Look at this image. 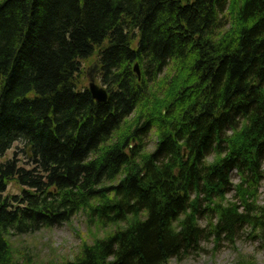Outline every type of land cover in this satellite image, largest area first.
<instances>
[{
  "label": "trees",
  "instance_id": "obj_1",
  "mask_svg": "<svg viewBox=\"0 0 264 264\" xmlns=\"http://www.w3.org/2000/svg\"><path fill=\"white\" fill-rule=\"evenodd\" d=\"M17 141L31 167L0 164V264L33 262L12 231L78 214L116 229L64 264H169L246 227L264 248V0H0V157Z\"/></svg>",
  "mask_w": 264,
  "mask_h": 264
},
{
  "label": "rangeland",
  "instance_id": "obj_2",
  "mask_svg": "<svg viewBox=\"0 0 264 264\" xmlns=\"http://www.w3.org/2000/svg\"><path fill=\"white\" fill-rule=\"evenodd\" d=\"M95 59L93 58L89 63H83V68L87 70L96 61ZM97 82L101 87L103 86L98 75ZM88 85L89 81L86 83L87 87ZM103 88L105 87L103 86ZM231 134L232 132L228 133V136L230 137ZM148 139L150 140L146 152L152 153L157 146V134L153 132ZM28 150L24 142H17L6 156L0 158V164L17 157L21 161V165L28 168L31 163L26 156ZM216 160V156H209L206 162L209 164L214 163ZM262 162V173H264V158ZM230 179L231 187L229 193L224 195L223 203H236L241 206L236 189L240 186L241 180L236 171L232 172ZM21 192L22 187L20 185L10 183L8 192L5 195H20ZM252 200H256V197ZM258 205L264 206V181L259 190ZM199 221L202 227L207 225L204 214L200 216ZM100 228L101 230L98 233L97 230ZM115 229L114 226L106 228L94 223L90 224L87 214H78L77 217L65 225L56 226L53 229L43 228L32 234L21 236L12 231L9 238L13 242L16 257L21 261L29 258L33 261L30 264H64L67 260L73 261L74 257L80 252L81 247L93 244L95 239L108 237L107 235H110ZM233 241L222 240L219 244L214 237L209 240L205 239L201 241L199 252L191 253L188 257L180 260L174 259L169 264H264V248L261 241L255 239L253 230L250 227L243 229Z\"/></svg>",
  "mask_w": 264,
  "mask_h": 264
},
{
  "label": "water",
  "instance_id": "obj_3",
  "mask_svg": "<svg viewBox=\"0 0 264 264\" xmlns=\"http://www.w3.org/2000/svg\"><path fill=\"white\" fill-rule=\"evenodd\" d=\"M100 68L97 64H93L92 67L87 72V79L89 80V91L92 94L93 100L98 101L99 103H105L108 100V90L104 89L97 83L96 73L99 72ZM135 72L138 77H140V71L138 64L135 65ZM185 153V152H184ZM187 154H185L184 158L186 159Z\"/></svg>",
  "mask_w": 264,
  "mask_h": 264
},
{
  "label": "bare ground",
  "instance_id": "obj_4",
  "mask_svg": "<svg viewBox=\"0 0 264 264\" xmlns=\"http://www.w3.org/2000/svg\"><path fill=\"white\" fill-rule=\"evenodd\" d=\"M130 19V18H129ZM117 27H119V28H121V29H123L124 31H127V32H129L130 30H129V26H128V24L127 23H123V22H118V24H117ZM93 64H97V66L100 68V66H99V64H98V62L97 61H94L92 64H91V66L90 67H88L87 68V72H88V70L92 67V65ZM138 64V63H137ZM136 64V65H137ZM138 66H139V64H138ZM100 71H101V68H100V70H99V72H97L96 73V77H97V75L100 73ZM139 71H140V77H139V80H141V70H140V66H139ZM135 74L137 75V73L135 72ZM137 77H138V75H137ZM88 88V91H89V87H87ZM91 93V92H90ZM92 95V94H91ZM93 98V97H92ZM96 101V100H95ZM98 102V101H97ZM99 103V102H98ZM100 104H105V103H100ZM17 142H20V141H17ZM23 142V141H22ZM25 143V142H24ZM17 143H15L14 145H16ZM13 145V146H14ZM12 146V147H13ZM27 148V147H26ZM12 149V148H11ZM11 149H9V151L11 150ZM27 149H29L28 150V152H26V156H27V158H30L31 157V153H32V149L30 148V147H28ZM8 151V152H9ZM30 151H31V153H30ZM8 152H6V154H5V156L7 155V153ZM4 157V156H3ZM3 157H0V158H3ZM29 161V160H28ZM31 164V163H30ZM29 167H30V165H29ZM28 167V168H29Z\"/></svg>",
  "mask_w": 264,
  "mask_h": 264
}]
</instances>
